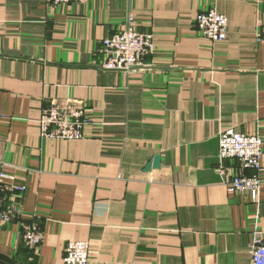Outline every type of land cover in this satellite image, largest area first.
<instances>
[{"label": "crops", "instance_id": "crops-1", "mask_svg": "<svg viewBox=\"0 0 264 264\" xmlns=\"http://www.w3.org/2000/svg\"><path fill=\"white\" fill-rule=\"evenodd\" d=\"M209 8L227 17L222 42L195 29ZM129 17L153 53L130 73L102 68L101 41ZM262 23L264 0H0V164L24 187L0 259L65 264L66 243L86 241L87 264H250L264 171L255 205L227 193L219 167L239 165L217 153L224 128L264 138ZM67 100L84 106V137H42L44 109ZM27 223L37 248L20 241Z\"/></svg>", "mask_w": 264, "mask_h": 264}, {"label": "built area", "instance_id": "built-area-1", "mask_svg": "<svg viewBox=\"0 0 264 264\" xmlns=\"http://www.w3.org/2000/svg\"><path fill=\"white\" fill-rule=\"evenodd\" d=\"M50 6L71 3H86L88 0H45ZM195 29L211 41L222 42L227 35V17L213 8L198 12L194 19ZM255 40L264 45V23L260 24ZM103 51L102 68L120 70L126 73L135 71L142 65L144 56L153 53L155 45L150 33H140L129 22L101 41ZM84 106L72 101H50L37 120L40 135L44 138L76 140L84 137L86 120ZM264 138L259 133H242L231 127L221 129L218 135L219 165L227 159L236 160L239 171L227 176L224 168L218 173L225 180L226 191L230 195H245L249 201L258 205L264 171ZM246 170L256 171L248 175ZM18 176L7 171L0 164V225L11 221L16 214V202L24 187ZM43 239L36 224H24L20 231V241L27 247L37 248ZM250 264H264V239L262 232L255 229L249 244ZM65 264H87L89 244L86 241H69L64 247Z\"/></svg>", "mask_w": 264, "mask_h": 264}, {"label": "water", "instance_id": "water-1", "mask_svg": "<svg viewBox=\"0 0 264 264\" xmlns=\"http://www.w3.org/2000/svg\"><path fill=\"white\" fill-rule=\"evenodd\" d=\"M160 156L156 155L153 157V159L146 165L145 171H149L151 169H158L160 166ZM0 264H8L7 262L0 259Z\"/></svg>", "mask_w": 264, "mask_h": 264}, {"label": "trees", "instance_id": "trees-1", "mask_svg": "<svg viewBox=\"0 0 264 264\" xmlns=\"http://www.w3.org/2000/svg\"><path fill=\"white\" fill-rule=\"evenodd\" d=\"M25 245V244H24Z\"/></svg>", "mask_w": 264, "mask_h": 264}]
</instances>
